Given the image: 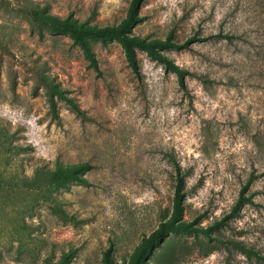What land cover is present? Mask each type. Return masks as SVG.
Wrapping results in <instances>:
<instances>
[{
    "label": "rangeland",
    "instance_id": "374dc122",
    "mask_svg": "<svg viewBox=\"0 0 264 264\" xmlns=\"http://www.w3.org/2000/svg\"><path fill=\"white\" fill-rule=\"evenodd\" d=\"M31 1L100 24L119 23L130 3L0 0V127L21 147L0 152V169L22 176L58 161L92 165L87 183L56 192L77 221L60 219L32 193L0 197V264L56 263L64 253L66 264H105L110 247L114 264H132L171 212L175 162L187 174L186 218L205 226L232 210L254 173L246 191L253 202L220 233L264 255V0H144L133 33L172 36L179 46L160 51L182 69V81L140 49L134 69L116 40H94L92 63L69 35L30 22ZM43 72L80 110L57 98L52 113ZM197 236L215 241L169 235L147 264L167 241L175 264H264L224 246L206 254Z\"/></svg>",
    "mask_w": 264,
    "mask_h": 264
},
{
    "label": "trees",
    "instance_id": "16d2710c",
    "mask_svg": "<svg viewBox=\"0 0 264 264\" xmlns=\"http://www.w3.org/2000/svg\"><path fill=\"white\" fill-rule=\"evenodd\" d=\"M144 0H130L126 16L119 23H91L88 20H80L72 14L62 17L49 11L47 5H41L38 2L31 1L25 5V13L30 22L40 31L47 29L53 33L67 34L74 43L78 44L85 55L96 64L93 41L116 40L123 47L126 57L134 69H137V50L146 51L150 56L163 61L166 66L176 71L183 78L182 69L164 55L160 49L177 47L179 43L173 40L172 36L166 39L150 38L133 33V27L143 20L141 14ZM230 40L235 35L224 34ZM197 36L190 37V40H196ZM186 44V43H185ZM38 80L45 87V93L50 104V110L54 115L57 114V98L68 101L76 110H80L77 102L63 92V88L56 82L55 78L48 73H40ZM15 135L10 134L6 129L0 127V152L1 153H19L21 147L14 143ZM9 164L11 161L9 160ZM176 174L174 183V193L172 197V206L170 214L161 219L159 226L149 235L145 236L143 243L137 248L133 256L132 264H147V257L163 243L169 235H199L202 234L209 239H215L214 243L198 240V245L205 249L206 254L212 253L216 249L225 247L229 250L233 248L244 254L248 258H256L264 261V255L254 245L246 243L244 240L225 237L220 233L222 227L228 224L230 217L238 214L241 206L246 202H253L252 197L246 194L254 173H252L248 182L244 184L241 194L233 205L232 210L220 219L205 226L199 222L197 217L192 219L186 218V178L187 174L182 171L181 167L175 162ZM92 165L88 161L66 164L58 161L54 167L46 165L37 166L32 175H14L0 169V197H10L15 193H32L38 201L43 200L49 204L51 211L64 221H77L75 215L70 214L63 206L61 198L57 195L62 187H67L69 182L78 181L87 183L84 176L86 171L90 170ZM217 231L218 235H213ZM172 241L164 243V247L154 256V264H175L179 259L178 253L172 250ZM69 254L64 253L59 262L50 264H66L69 260ZM105 264H114L111 247L105 252ZM126 264V263H123Z\"/></svg>",
    "mask_w": 264,
    "mask_h": 264
}]
</instances>
